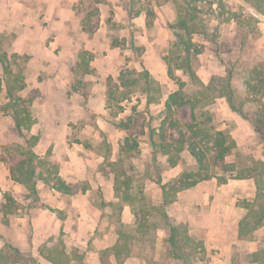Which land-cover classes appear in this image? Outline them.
<instances>
[{"label":"rangeland","instance_id":"rangeland-1","mask_svg":"<svg viewBox=\"0 0 264 264\" xmlns=\"http://www.w3.org/2000/svg\"><path fill=\"white\" fill-rule=\"evenodd\" d=\"M188 1V17L196 27L192 34L195 49L201 50L191 61L195 77L183 69L175 70L176 78L168 72V58L175 67L179 56H184L176 46V30L172 27L184 12L182 0L76 1L83 29L96 35L90 49H85L83 37L81 48L71 45L66 50L68 56L75 50L79 54V64L70 69L68 60L61 68L50 65L53 59L47 48L45 69H41L34 58L41 52L40 46L30 50L35 55L19 54L9 38L0 36V56H5L10 66L5 73L0 61V167L9 168V162L25 158L28 138H39L32 133L38 117L45 121L46 128L57 129L62 139L67 135L70 147L60 148L57 155L50 150L41 157L42 163L36 159L38 172L47 174L53 166L59 172L60 155L78 157L79 175L71 184L70 195L65 196V208H49L64 222L60 232L38 236L37 240L33 232L28 235L42 252L44 248L47 252L56 248L55 255L61 254L59 264H64L68 256L73 257L74 264H102L104 250L119 240L120 230L132 236L133 250L121 264H174L165 240V223L160 221L158 228L138 232L136 213L141 201L152 206L161 203L158 176L166 183L183 170L196 169L198 161L188 144L176 166L171 165L161 146L171 134L178 136L181 129L187 135L188 123L205 128L215 138L223 132L228 138L226 145L234 142L224 159H219L211 147L214 142L204 139L210 147L207 164L215 176L197 183L207 184L203 192L195 193L193 186L194 194L186 204L179 198L166 207L172 221L183 225L184 235L202 243L191 263L257 264L250 262L247 254L264 246V224L252 240H243L238 238V222L248 213V202L256 199L257 178L264 184V134L248 118L262 120L264 126V0ZM132 36L137 49L131 46ZM56 54L63 58L64 51L56 48ZM147 72L151 86L146 82ZM181 82L191 101L174 106L170 116L166 101L181 88ZM228 84L233 87L237 109L228 102ZM21 85L24 88L18 90ZM7 88L13 97L21 95L34 112L33 124L25 129L24 136L16 131L13 100ZM54 116L59 118L57 125ZM170 117L182 128H171ZM152 134L158 143L156 160ZM128 139L134 146L130 153L122 151ZM65 169L70 172L69 167ZM241 170L248 176L239 177ZM212 185L224 189L215 191ZM88 186L89 193L82 194ZM0 192V226H7L8 241L14 245V227L1 211L20 207L17 211L22 214L38 206L40 197L25 188L16 191L11 180L4 189L0 186ZM8 197L14 199V208L2 207ZM153 212L151 219L158 220L157 212ZM64 226L70 229L63 230ZM10 252L17 260L14 264H36L38 260L32 250ZM109 259L113 264L118 262L114 255Z\"/></svg>","mask_w":264,"mask_h":264},{"label":"trees","instance_id":"trees-1","mask_svg":"<svg viewBox=\"0 0 264 264\" xmlns=\"http://www.w3.org/2000/svg\"><path fill=\"white\" fill-rule=\"evenodd\" d=\"M182 1L183 3H181V7L184 12L183 14H179L177 21L172 24V27H174V29L176 30V46L179 50H181V53H184V56H179L180 61L176 64L175 67L172 66L171 60L168 58V72L172 78H176V69L185 70L191 77L196 75L191 61L193 55H196L198 54V52L201 51L199 48V50L195 49L197 44L193 41L192 34L196 31V27L195 24L191 22L188 17V15H190L189 9L191 8L190 1ZM193 1L196 2L198 0ZM130 43L133 48L137 49L133 36L131 38ZM0 61L3 65L4 72H9L10 66L6 63L5 56L3 57V55H1ZM146 82L148 86H151V77L149 73L146 74ZM180 86L181 88L178 91L171 93L166 101V109L168 111V115L170 116L173 114L174 106H184L191 101L190 97L183 90L184 83L181 82ZM23 88L24 85H21L19 86L18 90H22ZM228 88V102L232 107L235 108L233 104V87L231 84H228ZM0 89H2L1 78ZM7 91L10 96V100H13L12 117L14 119L15 128L19 135L24 136L25 129H29L33 124L34 112L32 113L31 110L28 108V105H26L24 100L21 99L23 98L21 95L15 96L14 94L13 97V92L11 91V89L7 88ZM248 118L254 122L260 134H264V126L262 125L263 121L250 117ZM168 119H170L169 123L171 128H182L181 123L179 121L173 120L172 117ZM187 128L189 131L187 135H185L184 130L181 129L177 134L178 136H174L171 134L170 140L162 143L161 146L164 149V153L168 155V161L171 163V165L176 166L180 162V153L186 148L188 144V146L191 148L192 153L198 161L196 169L183 170L177 177L173 178L172 181L166 183L162 181L160 176H158V183L161 185L162 189L161 203L152 206L146 204L145 201H141L140 207L138 208L136 213L137 215H139L137 218L138 232H145L152 226L158 228L159 225H161L160 221H163L165 223V240L168 244V253L171 259H173L174 264H192L191 261L194 257V251L200 248L202 243L195 241L190 236L184 235L183 225L176 224L172 221L171 215L168 213L166 207L174 203L178 199V194L180 191L195 186L201 180H207L215 176L212 174L209 164H207L206 156L207 151L210 149V147L205 144L204 139H206L208 143L210 141L214 142V145H212L211 147L217 151V154L215 156L219 159H224V157L234 146V142H231L226 145L228 138L221 131L218 132L219 135L215 138V135L206 132V129L199 125L188 123ZM151 137L153 146V159L156 160L158 154V143L156 142V140H154L153 134ZM37 139V137L28 138V140L26 138L27 142H30V146L29 149L24 152V154L26 155L25 158L20 159L18 162H9L10 174L12 179L24 184L31 193L35 194H38V179H44L47 184H50L51 182L56 189L62 192L70 193L72 191L71 185L67 184L65 180L61 176H59V172L57 169H55V166H53V168H49L47 174H42L41 172L38 173V164L35 163V161L36 159H38V163H42V158L38 154H36L32 148L36 143L35 140ZM127 142L128 143L126 144V146L124 145V147L122 148V151L130 153V151L134 149V146L129 139L127 140ZM237 175L239 177L248 176V174L245 173L243 170L239 171ZM256 184L258 189L256 199L253 202H248V213L241 217L238 222L239 239L252 240L255 231L264 224V184L259 178H257ZM139 199L143 200L144 198L140 197ZM14 203V199L8 197L3 206L6 207V209H11L14 208ZM153 210L157 212L155 213V215L159 217L158 220L151 219ZM10 212L12 213L14 211L11 210ZM119 235V240L111 247L106 248L104 250L101 256L102 264H113L109 259L111 255H114L116 260L118 261L115 264H121L132 254V236L126 234L122 230H120ZM0 237L3 238L1 234ZM4 241V247L0 250V262L2 261V263L4 262L8 264H14V262H16L17 260L16 258H12L14 257V254L10 251L11 249L13 251L20 250L9 241ZM60 256L61 254L57 253L55 258L52 256L51 258L59 263ZM247 257L250 262L264 264V246L259 247L255 251L249 252L247 254ZM72 258L73 257L68 256L64 264H72L70 262ZM233 258L235 262V256ZM75 264H83V262L80 261V263Z\"/></svg>","mask_w":264,"mask_h":264},{"label":"crops","instance_id":"crops-1","mask_svg":"<svg viewBox=\"0 0 264 264\" xmlns=\"http://www.w3.org/2000/svg\"><path fill=\"white\" fill-rule=\"evenodd\" d=\"M76 1L79 2L80 0H0V36L9 38L12 42L13 50L19 54L28 53L35 55V53L30 50L33 49V46L35 48L40 46L42 50L37 53L34 58H36L35 64L40 66L41 69H45L43 67L45 64L43 58L46 57L44 52L45 48L50 51L49 54H52V56L48 54L49 58L53 59L52 64L49 62L50 65L55 68H61L67 66L66 60H68L71 62L68 65L70 69V66L72 67L78 63L79 54L75 50L73 51V55L68 56L66 50H70L72 48L71 45L81 48L83 37L86 39L84 42L87 43L85 49H90V46L93 45V41H95L94 36L96 35L94 33L93 36L91 32H87L83 29V17L78 13L75 7V5H78ZM56 48H59L60 51H64L63 58L61 56L58 57ZM91 50L95 52L92 48ZM34 58L32 60H34ZM48 87L55 88L53 85ZM58 119L57 116L53 118V122L56 125L59 123ZM41 123H43L42 126ZM39 126L41 128H39ZM56 130H54V128H46L45 121H42L40 117H38V122L32 127V133L39 136L38 141L33 146V151L40 157L43 158L50 150L57 155L60 148H66L67 150L70 148L67 135L62 139L63 135ZM77 158L78 157L71 154L69 157H62L60 155L59 158L61 161L59 164V176L69 185L77 181L74 178L79 175L78 167L76 166ZM66 167L70 168V172L65 169ZM8 176L11 177L10 168H5V166L3 168L0 167V186L2 189L6 187V183L9 180L14 182V189L16 191L24 188L27 189L24 184ZM206 185L207 184H200V186H198L196 184V191H193L199 193ZM47 186L44 179H38L37 188L38 196L40 197L37 200V202H39L38 206H32L28 211L26 210L22 214L18 213V211L21 210L20 207L18 209L14 208V212L12 213H5L4 210H2L1 216L3 217V215L6 214L7 218H9L8 221H10V226L14 227L15 247L19 248L21 251L32 250L34 256L38 257V260H34L36 264H59L51 258V255L55 258L56 248L51 250L48 249V252L47 249L44 248L45 251L42 252L37 244L34 245L33 238L28 237L31 232L36 235L35 240H37L38 236L51 235L54 233L58 234L64 224L63 220L56 216V214L50 213L49 208L57 209L56 211L64 209L66 206L65 196L70 195V193H64L52 185L49 187ZM212 187H214L215 191L217 189H219V191L224 189L223 186L218 185H212ZM191 188L192 187L179 192L178 199L180 198L182 203L184 202V204H186L194 194ZM89 191L90 187L88 186L85 190H81V193L87 195ZM18 198V196H15L14 199L17 200ZM177 200L175 202H177ZM17 201L20 200L18 199ZM66 221L68 226L70 218H68V220L66 219ZM26 224L28 225L26 226ZM6 227L0 226V234L3 236V238L0 237V250L4 247V240H9ZM69 229L70 228L64 226L63 230ZM72 232L76 234V230ZM31 241L32 244L30 243ZM71 263L74 264L72 261Z\"/></svg>","mask_w":264,"mask_h":264}]
</instances>
